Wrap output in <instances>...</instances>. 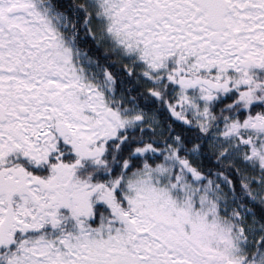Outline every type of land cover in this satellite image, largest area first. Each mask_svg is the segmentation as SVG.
<instances>
[{
	"label": "snow or ice",
	"instance_id": "obj_1",
	"mask_svg": "<svg viewBox=\"0 0 264 264\" xmlns=\"http://www.w3.org/2000/svg\"><path fill=\"white\" fill-rule=\"evenodd\" d=\"M0 264H264V0H0Z\"/></svg>",
	"mask_w": 264,
	"mask_h": 264
}]
</instances>
